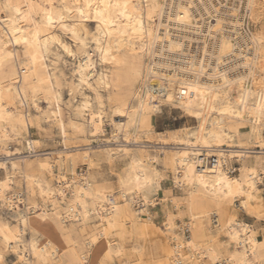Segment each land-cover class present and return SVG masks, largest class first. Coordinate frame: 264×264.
<instances>
[{"label":"bare ground","instance_id":"6f19581e","mask_svg":"<svg viewBox=\"0 0 264 264\" xmlns=\"http://www.w3.org/2000/svg\"><path fill=\"white\" fill-rule=\"evenodd\" d=\"M165 106L194 124L156 131ZM247 124L252 144L235 143L231 125ZM32 126L61 148L39 153ZM263 127L264 0H0V264H56L66 225L83 264H264V228L238 219L264 222V166L242 162L264 150ZM120 157L108 185L94 167Z\"/></svg>","mask_w":264,"mask_h":264},{"label":"rangeland","instance_id":"374dc122","mask_svg":"<svg viewBox=\"0 0 264 264\" xmlns=\"http://www.w3.org/2000/svg\"><path fill=\"white\" fill-rule=\"evenodd\" d=\"M65 38L67 39V37L65 36ZM64 59L66 60L65 65H62L63 70L65 72V74L67 76L70 75L71 72V66L69 65L70 59L67 56H64ZM63 96L64 99L68 98V91L67 89L64 88L63 90ZM41 106L44 107V104L41 103ZM31 111V109H30ZM32 113H35L32 110ZM185 114H183L178 108H171L170 107H163L162 108V112L158 113L156 115V119L155 122L153 124V127L156 131H167V130H172L175 128H178L180 126L183 125H188V124H194V119L190 118L189 116H187ZM190 118V119H189ZM189 119V120H188ZM32 130V131H31ZM264 130V127H263ZM230 132L231 133H238L239 135L236 136L235 138V143H244V144H252L253 141V136L251 134V125L247 124V127L244 131L241 130H236L235 125H231L230 127ZM29 134H31L32 138H37L39 139L40 143L37 147L36 150H38L39 153L42 152H51L53 149H59L61 148V144L59 143V139L57 136V132L56 129L54 127H46L43 129H37L34 126L29 128ZM111 134L110 132V127L109 125L105 126V131L103 134L100 135V137L98 139H94V141H91L90 144V148L92 150L95 149H99L98 147H102V146H107L108 144H105V140H104V136H109ZM34 136V137H33ZM83 139H78L76 141H74V145H81V144H86L89 142L86 141H82ZM148 145H152L151 143H148ZM9 147L11 151H14L13 149H15L16 147H21L19 143L17 142H10L9 143ZM159 147L156 146V148L154 149H158ZM149 150H152L153 148H147ZM168 148H166L167 150ZM51 150V151H50ZM21 151H25V149H21ZM257 152V151H256ZM252 156H248L244 159V161H242L245 165H249V164H260L264 166V150L260 153H252ZM51 154H47L44 155V157H48L47 159L50 160L51 158ZM250 157V158H249ZM253 157V159H252ZM252 159V160H251ZM233 159L230 164L232 166H238L239 165V160ZM238 161V162H237ZM254 162V163H252ZM257 162V163H256ZM249 163V164H248ZM211 164V163H210ZM126 167V160L124 158H115L113 159V162L111 163V165H108L105 161H99L98 165L94 167V170L99 171V173L102 175L103 179H106L107 181L106 184L111 185L112 183H115L116 181V177L118 173H121L124 168ZM81 168L78 169V171ZM86 169L85 167H83V170ZM92 171V170H91ZM2 175V170H0V176ZM164 182V183H163ZM162 185L163 187H169L173 189V192L177 195L183 196V194H181V191L174 188L173 185L171 184L170 181H163ZM261 188V197L263 199V203H264V180L263 183L260 184L259 186ZM164 203V202H163ZM162 202H158L156 204V208L153 209V212L155 214L154 217V221L157 224V226H159L160 229H162L163 231H165V228L163 227V212H164V205ZM181 205L179 207V216L182 217L183 219L187 217L188 215V211H187V205H186V200L185 197L181 198L180 201ZM1 214L6 217V219L10 220L13 224L15 223V220L13 218V216H11V213L7 210H2ZM239 220L242 221H246L252 224H255V226H260L264 228V222L261 221L260 218H254L252 215L246 214L244 212H239ZM177 223H180V221L178 219H176ZM207 225H209V218L207 219ZM205 225V224H204ZM203 227H208L207 225H205ZM66 228L68 230L64 231V234L61 235V241L62 244L64 245L63 250L64 252L60 255V258H58L56 260V264H83L82 260L79 258L80 257V253L83 252L85 249V244L83 241V238L77 233V227H70L69 225H66ZM206 228H204V233L208 232L209 230H205ZM205 236H203V234L199 235V238L204 239ZM218 239H220V241H224L225 237L223 235V233H221L218 237ZM75 242V244H73ZM124 242H126V246L130 247L133 243H132V239H126V241L124 240ZM213 245V243H212ZM74 249H76L77 251V255L76 257H73L74 255L72 254V251H74ZM227 252V251H225ZM65 253V254H64ZM4 261L5 264H18L16 262L15 256L11 253L8 252L5 257H4ZM149 261H144V260H136V259H132V261L130 262H124V260L119 261L117 259H115L114 261L107 262L105 259L101 260L100 264H156V259H148ZM116 262V263H115ZM93 264H98L96 262H94Z\"/></svg>","mask_w":264,"mask_h":264},{"label":"built area","instance_id":"2783aa9c","mask_svg":"<svg viewBox=\"0 0 264 264\" xmlns=\"http://www.w3.org/2000/svg\"><path fill=\"white\" fill-rule=\"evenodd\" d=\"M213 159L209 158L208 163H212ZM182 233L184 234V236H187L189 234V230L187 228H183Z\"/></svg>","mask_w":264,"mask_h":264}]
</instances>
